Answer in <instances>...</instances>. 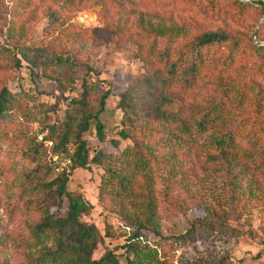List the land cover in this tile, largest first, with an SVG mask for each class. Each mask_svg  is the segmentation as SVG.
Masks as SVG:
<instances>
[{"label":"rangeland","instance_id":"1","mask_svg":"<svg viewBox=\"0 0 264 264\" xmlns=\"http://www.w3.org/2000/svg\"><path fill=\"white\" fill-rule=\"evenodd\" d=\"M260 1L0 0V89L13 93L0 117V264H66L48 256L53 235L36 229L59 204L48 186L54 176L46 166L48 147L38 143L49 124L54 137L61 134L84 79L91 88L87 111L99 113L104 125L103 140L94 125L85 138L91 156L98 150L105 156L101 164L69 167L68 189L93 205L80 215L100 236L92 257L112 251L121 264H132L124 244L141 230L144 240L129 253L133 264H264V168L258 166L264 56L255 51L264 46ZM182 26L224 31L240 42L235 51L228 44L206 48L189 82L180 72L171 78L146 37ZM163 43L158 38L157 50ZM58 54L74 58L75 71L54 65ZM148 76L166 77V85L152 91ZM133 87L136 113L124 115L117 104ZM162 95L168 102L161 110L184 121L188 135L180 134L179 123L145 112ZM214 106L225 119L197 134L196 121ZM73 114L77 123L81 115ZM237 123L239 147L215 143ZM192 226L191 239H177ZM209 226L217 234H207Z\"/></svg>","mask_w":264,"mask_h":264},{"label":"trees","instance_id":"2","mask_svg":"<svg viewBox=\"0 0 264 264\" xmlns=\"http://www.w3.org/2000/svg\"><path fill=\"white\" fill-rule=\"evenodd\" d=\"M264 6V1H260ZM264 13V9H263ZM153 36V38H151ZM147 41L152 39L148 43V49L154 54L158 61L163 63V68L166 70V75L173 78L180 72L189 82L200 68L201 60L203 58V51L213 45H231V50L235 51L236 46L239 44V39L224 31H200L193 32L189 27H179L171 30H154L150 34H147ZM164 41L163 47L157 50V40ZM22 53L27 54L26 47H21ZM258 51L264 56V46L257 47L255 51ZM19 65V60L16 62ZM52 63L59 68L75 71L74 58H69L66 55L58 54L53 59ZM55 79L58 83L61 81L66 83L65 77L56 76ZM166 77H146V87L152 91H157L161 86L166 85ZM133 91L130 89L121 93L117 107L123 111L124 115L129 112L135 114L134 104L132 101L134 98L130 93L136 92V88L133 87ZM91 88L84 79L82 82V91L79 99H73L71 101V111L66 116V122L64 128L58 136L54 137L55 125L49 124L41 130L42 139L38 145L40 148H44L45 142L51 141V151L58 153L60 158L69 157L71 159V165L69 167H89V163L94 162L97 164L102 163V158L105 156L102 150H98L94 155L90 154V146L85 138L86 133L91 129L92 125L95 126L97 136L100 140L104 139V125L99 118V113L87 111L90 105ZM108 95V91L102 94L99 104L100 110L104 108L105 99ZM13 93L8 90L6 86L0 89V117L6 112L9 102ZM261 99V95H258V100ZM168 102V99L164 95L155 102L152 108L147 113L152 114L157 120L171 121L179 123L180 134L188 135L189 127L187 124L177 118L175 114L161 110V106ZM74 111L80 113V118L76 123ZM87 111V112H86ZM225 112L219 107L214 106L210 111H207L200 119L195 123L196 132L206 131L207 128L212 127L217 121L225 119ZM242 124V123H241ZM240 123L231 124L228 126L219 137L215 136V143L225 147L237 148L240 146L238 136L242 135L243 126ZM241 125V126H240ZM245 125V124H244ZM123 133V132H122ZM123 137L125 133L122 134ZM57 139V140H56ZM112 144H117L116 141H111ZM69 144L71 148H69ZM49 160L46 161L47 169L50 173L53 172V178L48 182V186L52 189V192L57 196L59 204L57 207H50L49 211L43 216L41 221L36 225V229L39 233H48L53 235L54 248L50 249L48 256L52 260L55 258H61L66 261V264H121L116 255L112 251H107L98 259L92 257L100 236L93 224H87L80 220L82 213L88 212L93 208V205L81 194L68 189V181L71 170L64 169L61 172H55V166L57 162L52 160L49 156L48 150L46 151ZM258 166L264 168V159L258 162ZM227 226L226 224H223ZM141 230L134 231L127 238L125 245V258L128 263L133 264V259L129 258V253L139 249L138 242L140 239L144 240ZM195 227L192 226L187 229L183 234L178 235L177 239L180 241H187L191 239L195 234ZM208 232L217 234L215 229L208 227ZM146 238V236H145ZM144 246H147L145 243ZM69 254L66 257V254Z\"/></svg>","mask_w":264,"mask_h":264},{"label":"built area","instance_id":"3","mask_svg":"<svg viewBox=\"0 0 264 264\" xmlns=\"http://www.w3.org/2000/svg\"><path fill=\"white\" fill-rule=\"evenodd\" d=\"M42 135L43 134H41L39 136L40 140L42 139ZM45 145L48 147L49 156L52 158V160H54L55 162H57V165L55 166V172L56 173L57 172H61L65 168L68 169L69 166L71 165V159L69 157H63L61 159L58 153H53L51 151V145H52V142L51 141L45 142Z\"/></svg>","mask_w":264,"mask_h":264}]
</instances>
